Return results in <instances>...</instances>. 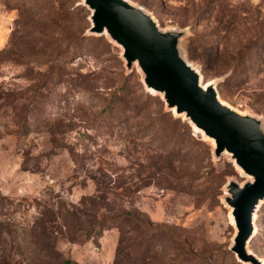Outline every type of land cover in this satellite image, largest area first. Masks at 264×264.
Returning <instances> with one entry per match:
<instances>
[{
	"label": "rangeland",
	"instance_id": "rangeland-1",
	"mask_svg": "<svg viewBox=\"0 0 264 264\" xmlns=\"http://www.w3.org/2000/svg\"><path fill=\"white\" fill-rule=\"evenodd\" d=\"M219 100L264 131V0H127ZM80 0H0V264H241L222 202L239 171L145 92ZM174 123V124H173ZM131 214L72 242V220ZM247 249L264 264V203ZM136 264V263H134Z\"/></svg>",
	"mask_w": 264,
	"mask_h": 264
},
{
	"label": "water",
	"instance_id": "water-1",
	"mask_svg": "<svg viewBox=\"0 0 264 264\" xmlns=\"http://www.w3.org/2000/svg\"><path fill=\"white\" fill-rule=\"evenodd\" d=\"M80 1L89 12L88 35L105 36L118 47L126 70L136 67L145 92L209 141L215 161L226 154L239 171L243 181L229 179L222 200L235 230L229 250L241 264H262L247 249L254 215L264 203L262 120L232 109L219 100L211 84H203L180 49L186 31L161 30L150 14L127 0Z\"/></svg>",
	"mask_w": 264,
	"mask_h": 264
},
{
	"label": "trees",
	"instance_id": "trees-1",
	"mask_svg": "<svg viewBox=\"0 0 264 264\" xmlns=\"http://www.w3.org/2000/svg\"><path fill=\"white\" fill-rule=\"evenodd\" d=\"M174 124V123H173ZM94 213L89 219L81 221L79 219L72 220V229H73V241L77 243H85L92 239H99L105 230L106 227L112 226L113 224H118L120 222H127L133 216L131 214H118L116 216H105V215H97L96 211L91 210ZM132 254L131 258L133 260L130 264H145V261L139 259L140 253L138 249V245L134 244L131 246ZM61 264H72L71 261H63ZM128 264V263H127Z\"/></svg>",
	"mask_w": 264,
	"mask_h": 264
},
{
	"label": "bare ground",
	"instance_id": "bare-ground-1",
	"mask_svg": "<svg viewBox=\"0 0 264 264\" xmlns=\"http://www.w3.org/2000/svg\"><path fill=\"white\" fill-rule=\"evenodd\" d=\"M254 220H255V218H254ZM230 221H231V218H230Z\"/></svg>",
	"mask_w": 264,
	"mask_h": 264
}]
</instances>
